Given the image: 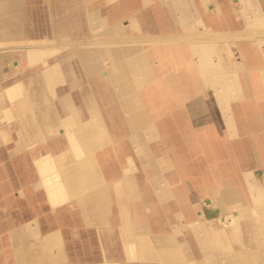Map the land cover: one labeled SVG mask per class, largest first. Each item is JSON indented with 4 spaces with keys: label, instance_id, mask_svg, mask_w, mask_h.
I'll return each instance as SVG.
<instances>
[{
    "label": "crops",
    "instance_id": "0c3cea01",
    "mask_svg": "<svg viewBox=\"0 0 264 264\" xmlns=\"http://www.w3.org/2000/svg\"><path fill=\"white\" fill-rule=\"evenodd\" d=\"M26 1H17L25 11L21 23L23 35L28 34L24 33L23 23L35 20L30 15H34L36 2ZM112 1L102 0L101 5L117 6V11H105L99 5H89V0H75L68 4L63 0H47L46 20L58 23L52 28V34L57 26L67 31L70 27L65 20L77 14L79 26L69 34L82 36L88 33V15L102 12L92 26L102 35L146 34L147 39H165L164 44L147 45V52L152 53L148 54L151 60L153 51L159 47L160 50L154 55L160 64L165 65L167 73L158 75V78L150 69L147 71L142 67L139 61L137 68L129 71L139 86L158 79L159 85L168 90L172 104L161 109L157 116L159 120H154L153 116L145 114L137 106L133 93L136 87L129 85L131 77L114 79L104 75L111 66L107 59L97 63L100 65L86 66V74H91L98 81L101 79V84L133 89L130 94H115L123 99L133 97L129 105L132 109H129L130 115H122V108L114 97H102V112L116 110L115 126L119 135L113 145L108 143L95 151L97 162L109 184L122 177V166L128 164L127 158L133 166L130 174L137 196L131 195L127 200L130 205L128 212L135 227L132 223L127 225L132 234L127 244H135L136 240L141 239L145 240L146 245L147 240L152 245L156 243L155 240L165 241L163 250H170L167 257L163 255L166 264H264V0H142V4L147 2V11L139 14H135L141 7L139 2L135 3L137 7H130L129 4L119 5ZM91 6L94 12L84 13ZM23 35L19 34L15 39H24ZM217 36L226 37L217 41ZM169 38L179 40L175 42H187L180 45V54L172 50ZM5 39L0 37V43ZM16 54L22 61L20 67L10 62L14 59L12 49H0V92H6L17 81L25 83L24 79L21 80V70L25 69L27 61L19 51ZM124 64L120 62L117 68H127ZM172 74L177 76L175 84L169 82L168 77ZM164 77H167L168 83L162 82ZM26 85H29L28 80ZM75 99L77 103L84 102L81 97ZM11 101L19 117L20 131L24 136L34 137L37 133L34 126L23 125L24 118L29 115H24L26 112L18 101ZM6 107L0 103V110L7 112ZM134 113L139 114L140 123L131 130L127 123ZM7 132V128H0L1 135ZM17 148L19 146L15 144L12 149ZM134 149L137 153L133 154ZM135 159L147 176L153 198L167 201L165 207L169 203L173 205L172 201L177 202L179 198L184 199V195L193 203L204 199V208L199 206L194 212L188 208L172 212L173 215L182 214L180 223L184 226L180 231L168 215L165 220L156 218L149 222L147 219L152 212L136 179ZM34 176L14 179L11 174V186L17 189L14 194H23L25 185L34 191L38 186ZM174 182L177 183L175 187L169 188ZM18 191L19 194L16 193ZM181 193L183 195L180 197ZM111 195L115 198L112 192ZM46 201L48 204L41 209L38 207V210L21 208L19 217L9 225L0 222V233L6 231V236H0V264L43 263L49 255L42 250L41 243L45 237L53 234L61 239L63 258L67 263L84 264L88 259L82 252L84 245L81 242L87 230L92 231L95 245L101 249L100 256L92 259L98 264L104 259V254L119 264H131L139 258L163 264L162 258H147V253L141 247H138V259L125 258L120 234V227L124 223L115 206L106 213L107 223L101 224L96 216L93 222L87 221L75 205L74 198L57 207H52L47 197ZM48 208L52 210L53 217L45 224L37 215ZM6 212L0 210V218ZM207 212L214 215L208 218ZM185 225L190 226L189 230L199 231L197 238L192 240H198L196 244L202 246V254L195 246L188 251L187 244L177 236L180 232L185 234ZM151 234L153 238L149 237ZM3 240H6L5 245L9 248L7 255L1 247ZM115 240L118 241L117 245L122 246L119 254L111 249ZM184 246L185 250L180 251ZM7 256L9 259H6Z\"/></svg>",
    "mask_w": 264,
    "mask_h": 264
},
{
    "label": "bare ground",
    "instance_id": "6f19581e",
    "mask_svg": "<svg viewBox=\"0 0 264 264\" xmlns=\"http://www.w3.org/2000/svg\"><path fill=\"white\" fill-rule=\"evenodd\" d=\"M17 1L20 0H0V37L7 38L0 43V49H12L14 51V59L10 62L16 67L22 65L21 59L18 58L19 55L17 56L16 54L19 51L20 54L24 55L25 61H27L25 67L28 66L30 70H35L36 72L28 79L29 85H26V82L17 81L9 86L6 92L11 99H15V102L18 101V104L23 107L26 112L24 115H27L31 111L32 114H29L30 116L28 118H24L23 125L34 126V130H37V133L33 137L36 138V142L39 137L59 134L47 144L48 149L45 153L34 157L35 166L41 175V179L37 185H41L42 183L45 195L52 207L63 205L69 199L74 198L75 205L82 212V210L91 209L90 205L95 203V205H92L95 206V211H98L99 214L102 213L103 218L95 214L101 224L103 222L107 223L106 213L111 211L115 206L120 211V220L124 224L126 223L120 227L122 241L126 238L129 239L132 237V234L127 225H130L133 220L130 217V205L128 204L129 201L127 198L131 197V195L137 196L136 186L130 174L133 166L127 158L128 164L124 167L122 166V177L112 180L111 184L105 183V178L101 166L97 162L95 152L96 149L103 147L105 144L111 143L113 145L114 141L118 140L116 137H118L119 133L116 131L115 126L117 122L116 110L111 109L109 112H102L100 103L103 102V98L95 97L92 92L88 91L89 89L83 91L81 96L79 95L84 102L80 103L79 101L80 104H77L73 94L68 91L73 87V84H69L66 90L63 84L68 77L73 80V76H75L71 68L70 61L72 60H75L76 63L81 65L86 73V66H95L97 63H101V61L107 59L111 66L107 68L108 70H105L104 75L114 79H120L123 76L131 77L129 71H133L139 63H142V67H145L147 71L150 69L154 75H163L167 73L166 67L160 64L158 57L154 55L155 52L160 50L159 47L153 51V58L151 60L148 54L152 53L149 51L146 55L141 48L143 45L164 44L165 39H147L146 34L126 36L102 35L98 33L96 28H92L97 22L95 19L102 12L96 15H90V17L88 15V33L82 36L69 34L71 30L73 32L79 26L77 14L65 20L70 27L67 31L63 30V28L61 30L57 26L52 34H50L52 28L51 30H46L50 34L49 36L48 34H40L45 32L44 30L42 32L39 30L36 33L31 31V29L27 35H23L21 23L23 16H25V11L23 5L21 4L19 6ZM21 1L23 2V0ZM63 2L68 4L69 2L74 3L75 0H63ZM91 7H87L84 13H93L94 9ZM23 24L25 26V23ZM19 34L23 35L24 39H15ZM224 37L226 36H217L216 39H218L217 41H221ZM168 40L171 41L172 50L174 52L177 51L179 54L181 51L180 45L187 44L186 41L182 43L175 42L178 40L177 38H169ZM138 61L139 63H137ZM150 61L152 62L150 63ZM120 62H124L127 68L118 69L117 65H120ZM113 70H117L118 72L114 74ZM132 77L129 80V85L133 88L139 86V82ZM168 78L170 81L167 77H164L162 82L165 84L169 81L170 84H175L177 80L176 74H172ZM112 88L116 95L120 93L130 94L131 90H133L130 88L129 90L124 89L120 85L117 87L113 85ZM115 93L112 92V95H110L121 106L122 115L129 114V109H131L129 105L132 104L133 97L127 96L123 99L122 97H117ZM52 94L54 97H51ZM97 94H100V92ZM54 98H56L57 103H54ZM19 101H22L21 103L24 106ZM37 111L39 112V116L37 115ZM132 115L133 118H131L130 122H126L131 130L140 123L139 114L134 113ZM29 118L31 119L29 120ZM16 129L19 134L18 146L22 147L23 145L24 147L25 142L30 140V138L32 139V137L24 136L19 127ZM42 129L46 130V134L42 135ZM85 187L87 190H85ZM19 192L16 193L19 194ZM111 192L115 198L111 195ZM135 214L137 216V213ZM86 220L89 222L94 221L93 218H86ZM60 243L61 239L57 234L43 239L41 248L49 257L41 264H72L64 260V251H62ZM140 244H146L144 239L138 242L136 240L135 244H129V246L133 249L134 245ZM53 248L55 251L52 252L51 250ZM124 255L128 260L139 258L134 252L126 254L125 250ZM100 264H119V262L104 254V259Z\"/></svg>",
    "mask_w": 264,
    "mask_h": 264
},
{
    "label": "rangeland",
    "instance_id": "374dc122",
    "mask_svg": "<svg viewBox=\"0 0 264 264\" xmlns=\"http://www.w3.org/2000/svg\"><path fill=\"white\" fill-rule=\"evenodd\" d=\"M33 1L36 2V4H35L36 6H34V8H33L34 9L33 10L34 15L31 14L30 18H34L35 20L25 22L24 33H28L29 32L28 29L29 30L32 29L36 33L39 30L41 32H42V30H44V31H46L48 29L51 30V28L56 26L58 23L57 22L56 23L47 22V20H46L47 19L46 8H47V3H48L47 0H33ZM141 1L142 0H113L112 2L113 3L114 2L119 3V5L123 4V5L127 6L129 4L130 7H132V6L137 7V6H135V3H138V2L141 3ZM89 2H90L89 5H91V4L95 5L96 4V5H99L100 8H103L104 10L113 9V10L117 11L116 10L117 6H115V7L114 6L113 7L112 6L103 7L101 5L102 0H89ZM140 5H141V7L135 11V14H139L141 12L144 13L147 11V2H146V4L141 3ZM35 7H37V8H35ZM36 19H39V20H36ZM37 21H39V22H37ZM26 26H28V27H26ZM46 27H48V28H46ZM147 48H148L147 45H143L141 50H143L145 53H147ZM70 62H71V68L73 69L76 77L73 76V80H71V78L68 77L63 85H64L65 90H66L67 87H69V84H73V87L71 89H69L68 91L70 93H72L75 98L80 97L81 94L83 93V91H86L88 89H89L88 91L92 92L95 95V97H104V96L111 97V95H112L111 93L112 92L115 93L112 90L113 88H112V85L110 83L101 85V83H100L101 79H100V81H98L96 79H93L92 76L86 75L85 71L82 69V66L79 65L78 63H76L75 60H72ZM113 71H114V74L118 72L117 70H113ZM35 72H36L35 70H30V68L25 67V69H23V72H22L23 75H22L21 80L24 79V81L26 82V80H28L30 77H32V75H34ZM157 77L159 78L158 75H157ZM63 85H61V86L63 87ZM96 85H97V87H96ZM167 91L164 90L161 85H159L158 79L153 80L151 83H148V84L145 83L141 86H137L134 90V93L136 95V100H137L136 104L140 109H142L144 111L145 114L153 116L154 120H159V118H157V116L159 115L161 109H164V108L166 109L167 105L172 104L171 103L172 101H169L171 99H170V95L167 94ZM99 92H100V94H97ZM172 99H174V98H172ZM0 103H4V105L7 106L6 108H8L7 112L4 111V109L0 110V128L1 127L7 128V131H8L7 134H4V135L0 134V147H1L0 148V210H7V212L4 213V215L0 218V222H5V223L7 222V224L9 225L11 222L15 221L16 217H19L20 214L18 212L21 210V208H24V209L32 208L34 210H38V207H40V209H41L42 207H45L48 204L46 201L45 190H44V186L42 185V183H41V185H38L34 189V191H32L30 187L27 188V185H25L26 187H23V190H22L23 194L16 196L14 194V192L17 190H14L13 187L11 186L10 180L12 177L10 175L12 174V176H14L13 177L14 179H22L25 176L30 178L31 175L32 176L35 175L34 177H36L37 181L39 182L41 179V175L35 166L34 157L45 153L48 149L47 144L50 142V140L52 138H55V136H58L59 134L49 135L46 137H43V136L39 137L37 142H36V138L32 137V139L30 138V140L25 142L26 147L25 146L23 147V145H22L23 148L19 147V149L17 148V150L12 149L15 144L18 145V143H19L18 142L19 141V139H18L19 134H18L17 129H16L18 127V118L19 117L17 115V112L14 110L13 101H11V98L9 97V95L6 92H0ZM54 103H57L56 98H54ZM77 104H79V103H77ZM105 108H107V107H105ZM29 114L30 115L32 114L31 111L28 112V115ZM37 115H39V113H37ZM45 131H46L45 129H42V135L46 134ZM33 140H35V141H33ZM152 148L155 149V146H153ZM134 150L135 151L133 152V154L137 153L136 149H134ZM107 163L108 162H105V164H107ZM135 164H136V168L134 169V172L136 174V179H137L138 185L140 186V188L143 189V191L146 195L147 205L149 206L150 211L152 212V214L147 216V219L149 220V222L155 220L156 218L158 220H161V219L165 220L167 215H168V216H170L169 217L170 220H174L176 222V224H177L176 226L179 227V231H180L181 226L182 227L184 226L180 223V219H181L180 216L182 214L180 213L181 215L180 214L173 215L172 212L174 213L175 210L179 211L181 209L185 210L187 208L194 212V210L196 208H198L199 206H201V208L202 207L204 208V201H203L204 199H199V201H196L193 203V201H191L192 199H189L186 195H184V199L179 198L177 200V202L172 201L173 205H171V203H169L168 207H165L164 205L167 201L164 200L161 202V201H157L153 198L154 193L152 191V188L148 184L147 176L142 171L140 163L136 159H135ZM6 174H8L10 177L9 176L6 177ZM7 179H8V181H6ZM106 182H107V180L105 179V183ZM4 183H6V184H4ZM107 183H109V182H107ZM176 184H177L176 182L171 183L169 185V188L175 187ZM9 190H11V191H9ZM85 190H87L86 187H85ZM182 195L183 194L181 193L180 197ZM168 202H171V201L168 200ZM92 205H95V203H93ZM92 205H90L91 209H87L85 211L82 210L84 216L86 218H93V217L95 218V214H97L98 217H102V213L99 214L98 211H95L96 210L95 206H92ZM193 215L194 214H192V216ZM213 215H214V213H212V212H207V214H206V216L208 218L210 216H213ZM37 216H39L40 220L43 223L47 224V222L49 221V218L53 217L52 210L49 208L46 211L41 210ZM130 217L132 219L131 215H130ZM136 217H137L136 214H134L135 220H136ZM103 223H106V222H103ZM123 223L124 222H122V224ZM131 223H132V225L134 224V227H135L134 220L131 221ZM136 226H138V224ZM184 228H185V234L180 232L177 234V236L179 235L178 237L182 238L181 241L188 245V246L186 245L188 251L191 250L192 246H195V247H197L196 250H199L200 253L202 254V250H201L202 246L201 245L197 246L198 240L197 239L195 241L192 240V238H197V234L199 233V231L194 230V229L189 230L190 229L189 225H185ZM5 233H6V231L1 232L0 236H2V237L6 236ZM93 236H94V234H92V231L87 230V231H85V236H83V238H82L81 243L84 245V246H82V252L85 253V255L87 256V259H88L87 262H85L84 264H98L97 261H93L92 259L98 258L100 256L101 249H100V247L95 245V240H94L95 238ZM149 237L153 238L152 234ZM127 240L128 239L126 238V239H123V241H122L126 254L134 252V254L139 257L138 254L140 253V251H139L138 247H141V249H143V251L145 253H147V258H150V259L151 258H154V259L162 258L163 259V258L167 257L166 255L170 254V250H163V248H162V246H166L165 241L161 242L159 240H155L156 243L154 245H152L147 240V245L146 244L134 245L133 249H131V246H129V244L128 245L126 244ZM3 241H4V244H2L1 247H2L3 252H5V255H7L9 248L7 245H5L6 240H3ZM99 242H100V240H99ZM116 243H118L117 240H115L113 245H111L112 246L111 249H112L113 253L119 254L121 252L122 246L120 247ZM183 250H185V246H184V249H183V247H182V249H180V251H182V252H183ZM222 250L224 251L225 248H223ZM144 252H142V253H144ZM6 259H9L8 256ZM162 263L166 264L165 259L162 260ZM131 264H156V263L154 261H148V260H144V259L139 258V260L132 262Z\"/></svg>",
    "mask_w": 264,
    "mask_h": 264
}]
</instances>
